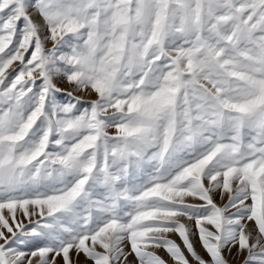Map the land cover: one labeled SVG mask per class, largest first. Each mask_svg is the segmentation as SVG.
<instances>
[{
	"label": "snow or ice",
	"instance_id": "obj_1",
	"mask_svg": "<svg viewBox=\"0 0 264 264\" xmlns=\"http://www.w3.org/2000/svg\"><path fill=\"white\" fill-rule=\"evenodd\" d=\"M0 264H264V0H0Z\"/></svg>",
	"mask_w": 264,
	"mask_h": 264
},
{
	"label": "rangeland",
	"instance_id": "obj_2",
	"mask_svg": "<svg viewBox=\"0 0 264 264\" xmlns=\"http://www.w3.org/2000/svg\"><path fill=\"white\" fill-rule=\"evenodd\" d=\"M198 251H201V254H203V251L199 248V245H197Z\"/></svg>",
	"mask_w": 264,
	"mask_h": 264
}]
</instances>
